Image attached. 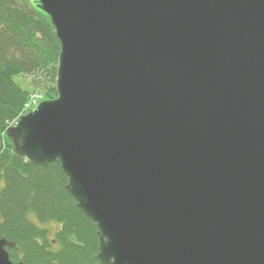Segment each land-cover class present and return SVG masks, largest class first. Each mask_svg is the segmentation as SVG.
Segmentation results:
<instances>
[{
  "label": "water",
  "instance_id": "95a60500",
  "mask_svg": "<svg viewBox=\"0 0 264 264\" xmlns=\"http://www.w3.org/2000/svg\"><path fill=\"white\" fill-rule=\"evenodd\" d=\"M37 1L56 97L6 133L59 162L99 261L264 264V0Z\"/></svg>",
  "mask_w": 264,
  "mask_h": 264
},
{
  "label": "trees",
  "instance_id": "16d2710c",
  "mask_svg": "<svg viewBox=\"0 0 264 264\" xmlns=\"http://www.w3.org/2000/svg\"><path fill=\"white\" fill-rule=\"evenodd\" d=\"M60 41L37 0H0V237L12 261L25 264H102L95 224L66 191L59 162L36 165L18 154L6 130L23 113L30 93L56 95ZM31 76L34 90L16 77ZM56 223L53 238L30 218ZM56 247V248H53Z\"/></svg>",
  "mask_w": 264,
  "mask_h": 264
},
{
  "label": "rangeland",
  "instance_id": "374dc122",
  "mask_svg": "<svg viewBox=\"0 0 264 264\" xmlns=\"http://www.w3.org/2000/svg\"><path fill=\"white\" fill-rule=\"evenodd\" d=\"M32 77L31 76H27V75H19L18 77H16V80L19 82L20 85L28 88L29 90H34L35 88L33 86L30 85V81H31ZM36 92H33V93H30L29 97H28V100H30V105H29V110L26 109L25 112H28L30 111V109L34 108L37 104V102H40L43 100L45 94H46V90L45 89H42L41 87H38ZM56 95L50 97V98H46V99H52V98H55ZM32 101H35V103H33ZM30 218L32 220H34L40 227L42 228H45L47 230V237L48 239H52L53 238V235H54V232L56 231V223L53 222V221H49V222H46V223H39L35 216L30 213ZM53 248H56V247H53Z\"/></svg>",
  "mask_w": 264,
  "mask_h": 264
},
{
  "label": "built area",
  "instance_id": "2783aa9c",
  "mask_svg": "<svg viewBox=\"0 0 264 264\" xmlns=\"http://www.w3.org/2000/svg\"><path fill=\"white\" fill-rule=\"evenodd\" d=\"M30 102H31V101H30ZM30 102H29V103H30ZM32 102L34 103L35 101H32Z\"/></svg>",
  "mask_w": 264,
  "mask_h": 264
}]
</instances>
